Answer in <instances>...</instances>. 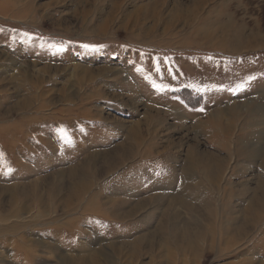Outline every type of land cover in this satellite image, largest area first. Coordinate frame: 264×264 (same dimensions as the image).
Instances as JSON below:
<instances>
[{
    "label": "rangeland",
    "instance_id": "rangeland-1",
    "mask_svg": "<svg viewBox=\"0 0 264 264\" xmlns=\"http://www.w3.org/2000/svg\"><path fill=\"white\" fill-rule=\"evenodd\" d=\"M0 264H264V0H0Z\"/></svg>",
    "mask_w": 264,
    "mask_h": 264
},
{
    "label": "bare ground",
    "instance_id": "bare-ground-1",
    "mask_svg": "<svg viewBox=\"0 0 264 264\" xmlns=\"http://www.w3.org/2000/svg\"><path fill=\"white\" fill-rule=\"evenodd\" d=\"M191 244H192V240L191 241H188V243L186 245L187 246L186 248L187 249H193ZM184 248H185V246L184 247H181V249H184Z\"/></svg>",
    "mask_w": 264,
    "mask_h": 264
},
{
    "label": "snow or ice",
    "instance_id": "snow-or-ice-1",
    "mask_svg": "<svg viewBox=\"0 0 264 264\" xmlns=\"http://www.w3.org/2000/svg\"><path fill=\"white\" fill-rule=\"evenodd\" d=\"M244 86H246V85L245 84L238 85L236 90H241Z\"/></svg>",
    "mask_w": 264,
    "mask_h": 264
}]
</instances>
